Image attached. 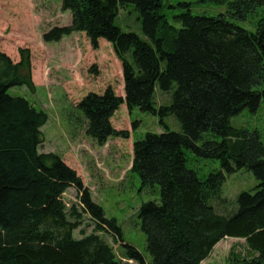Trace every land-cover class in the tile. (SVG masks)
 Listing matches in <instances>:
<instances>
[{
    "label": "trees",
    "instance_id": "16d2710c",
    "mask_svg": "<svg viewBox=\"0 0 264 264\" xmlns=\"http://www.w3.org/2000/svg\"><path fill=\"white\" fill-rule=\"evenodd\" d=\"M163 1L61 0V11L72 14L71 24L44 34V42L51 44L85 33L94 49L104 39L122 63L125 97L108 87L76 105L87 136L99 145L130 138L112 123L124 104L131 112L138 108L158 116L164 125L171 115L181 124V133H148L134 143L131 172L144 188L160 191L159 202L144 203L138 215L150 260L125 242L117 219L106 217L74 169L55 153L39 152L49 115L9 94L15 87L35 90L26 49L17 63L0 50V264H202L227 238L243 239L247 247L245 255H232L231 264H264V141L258 131L231 124L244 110L256 114L264 103V16L255 32L235 23L257 13L264 0H209L227 3L232 21L189 11L176 17L180 29L161 13ZM130 4L151 43L116 26L120 8ZM174 87L171 104L157 108V88L170 93ZM208 132L222 141L199 144ZM184 149L219 162L221 172L200 180L188 168ZM244 169L258 180L256 192L238 196L237 212L217 213L213 201L220 200L228 176ZM70 188L77 191L78 204L68 209L64 195ZM86 215L95 231H81L76 239ZM102 235L120 243L128 262Z\"/></svg>",
    "mask_w": 264,
    "mask_h": 264
},
{
    "label": "rangeland",
    "instance_id": "374dc122",
    "mask_svg": "<svg viewBox=\"0 0 264 264\" xmlns=\"http://www.w3.org/2000/svg\"><path fill=\"white\" fill-rule=\"evenodd\" d=\"M183 3H189L190 7H183ZM61 5V0H0V50L17 62L21 60L20 50H30L35 85L34 91L26 86L15 87L9 90V94L26 98L38 110L47 112L49 120L42 128L44 139L39 152L55 153L74 169L89 189L92 200L104 209L106 217L117 219L125 242L150 260L147 236L141 229L138 215L144 203L159 202L160 191L159 187L144 188L140 176L131 172L134 143L143 140L148 133H181V124L176 116L171 115L165 118L164 125L158 116L143 113L138 108L131 112L124 104L112 123L115 129L129 132V139L110 138L101 146L88 137L85 118L76 105L88 94H102L108 87H112L118 96H124L123 66L109 42L100 39L99 48L94 49L84 33H74L57 43H45L46 32L71 24L72 14L63 13ZM189 11L194 16L226 15L232 21L227 15V3L217 4L209 0H164L161 13L170 25L180 29L182 26L176 17ZM263 16L264 7H261L246 21L235 23L255 32ZM115 24L124 32L135 33L151 43L143 33L140 14L134 4L120 8ZM175 89L163 93L157 88L156 107L169 106ZM134 124H137L136 128ZM231 124L250 132L258 131L264 141V103L256 114L244 110L232 118ZM205 140L221 142L222 138L208 132L199 144ZM184 151L188 168L196 171L200 180L205 181L209 175L221 172L219 162L200 159L191 151ZM258 185L254 174L246 169L228 176L220 200L213 201L216 212L226 216L231 215L232 210L237 212L238 196L243 192L254 194ZM64 200L71 209L78 204L77 191L70 188ZM81 231L86 234L95 231V223L88 215L74 232V238H82ZM102 236L114 247L118 258L128 262L123 258L120 243L110 235ZM246 249L245 240L227 238L202 264H231L234 261L232 255H245Z\"/></svg>",
    "mask_w": 264,
    "mask_h": 264
},
{
    "label": "crops",
    "instance_id": "0c3cea01",
    "mask_svg": "<svg viewBox=\"0 0 264 264\" xmlns=\"http://www.w3.org/2000/svg\"><path fill=\"white\" fill-rule=\"evenodd\" d=\"M14 62H17L16 60Z\"/></svg>",
    "mask_w": 264,
    "mask_h": 264
}]
</instances>
